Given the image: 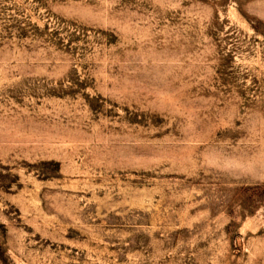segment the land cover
Masks as SVG:
<instances>
[{
    "label": "rangeland",
    "instance_id": "374dc122",
    "mask_svg": "<svg viewBox=\"0 0 264 264\" xmlns=\"http://www.w3.org/2000/svg\"><path fill=\"white\" fill-rule=\"evenodd\" d=\"M0 264H264V0H0Z\"/></svg>",
    "mask_w": 264,
    "mask_h": 264
}]
</instances>
